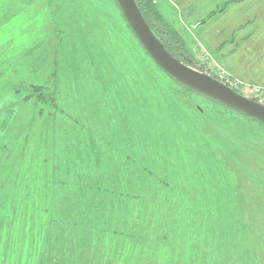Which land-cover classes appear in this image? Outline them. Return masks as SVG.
<instances>
[{
	"label": "rangeland",
	"instance_id": "374dc122",
	"mask_svg": "<svg viewBox=\"0 0 264 264\" xmlns=\"http://www.w3.org/2000/svg\"><path fill=\"white\" fill-rule=\"evenodd\" d=\"M124 18L0 0V264H264V126L176 83Z\"/></svg>",
	"mask_w": 264,
	"mask_h": 264
},
{
	"label": "crops",
	"instance_id": "0c3cea01",
	"mask_svg": "<svg viewBox=\"0 0 264 264\" xmlns=\"http://www.w3.org/2000/svg\"><path fill=\"white\" fill-rule=\"evenodd\" d=\"M212 1L216 0H158V4L178 10L184 26L192 28L188 34L194 41H190L195 46L197 41L203 43L230 74L264 86V0H218L210 5ZM246 219L245 229L250 227Z\"/></svg>",
	"mask_w": 264,
	"mask_h": 264
},
{
	"label": "water",
	"instance_id": "95a60500",
	"mask_svg": "<svg viewBox=\"0 0 264 264\" xmlns=\"http://www.w3.org/2000/svg\"><path fill=\"white\" fill-rule=\"evenodd\" d=\"M132 32L155 63L170 77L250 118L264 123V105L247 98L212 75L174 56L148 23L137 0H115Z\"/></svg>",
	"mask_w": 264,
	"mask_h": 264
},
{
	"label": "trees",
	"instance_id": "16d2710c",
	"mask_svg": "<svg viewBox=\"0 0 264 264\" xmlns=\"http://www.w3.org/2000/svg\"><path fill=\"white\" fill-rule=\"evenodd\" d=\"M137 1H138V4L142 10V13L144 14L148 23L153 27V29L162 38L166 48L176 57H178L179 54H181V53H183V54H185V52L188 53V49L185 46V43H184L185 41H184L182 35L169 21H167L164 18L163 14L160 11V8L158 6L157 0H137ZM124 20H125V18H124ZM180 60H182V59H180ZM203 72H205V71H203ZM212 76L214 77V75H212ZM174 81L176 83L182 85L186 89H188L192 92H196L195 90L186 87L185 85L179 83L178 81H176V80H174ZM196 93H199V92H196ZM199 94H201V93H199ZM207 98H209V97H207ZM210 99H212V98H210ZM215 102H218V101H215ZM218 103H220V102H218ZM220 104H222V103H220ZM222 105H224V104H222ZM238 113H240V112H238ZM240 114H242V113H240ZM242 115H244V114H242ZM244 116H246V115H244ZM246 117H248V116H246ZM248 118H250V117H248ZM250 119L257 121L253 118H250ZM257 122L264 126V123H262L260 121H257ZM12 209H14L13 206L10 207L7 215H9V213L12 211ZM10 223H12V219H9L7 216V220H6L4 225L10 226Z\"/></svg>",
	"mask_w": 264,
	"mask_h": 264
},
{
	"label": "built area",
	"instance_id": "2783aa9c",
	"mask_svg": "<svg viewBox=\"0 0 264 264\" xmlns=\"http://www.w3.org/2000/svg\"><path fill=\"white\" fill-rule=\"evenodd\" d=\"M203 58L207 61L209 69L214 71V77L234 89L239 94L264 105V86L258 83L244 82L232 74L221 64L213 54L206 49L203 50Z\"/></svg>",
	"mask_w": 264,
	"mask_h": 264
}]
</instances>
